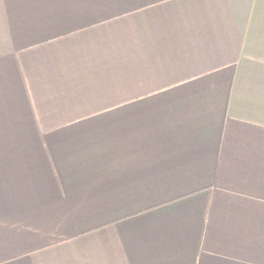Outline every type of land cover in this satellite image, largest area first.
Here are the masks:
<instances>
[{
    "label": "crops",
    "instance_id": "0c3cea01",
    "mask_svg": "<svg viewBox=\"0 0 264 264\" xmlns=\"http://www.w3.org/2000/svg\"><path fill=\"white\" fill-rule=\"evenodd\" d=\"M0 264H264V0H0Z\"/></svg>",
    "mask_w": 264,
    "mask_h": 264
}]
</instances>
